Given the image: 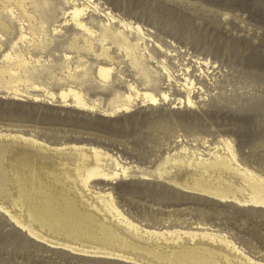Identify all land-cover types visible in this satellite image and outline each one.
Instances as JSON below:
<instances>
[{"label": "bare ground", "instance_id": "bare-ground-1", "mask_svg": "<svg viewBox=\"0 0 264 264\" xmlns=\"http://www.w3.org/2000/svg\"><path fill=\"white\" fill-rule=\"evenodd\" d=\"M60 1L61 6L56 7L53 0H0V51L15 36L0 58V94L18 101L60 99L64 106L90 113L99 111L113 118L132 112L139 104L150 107L173 101L193 108L195 93L204 91L212 81L217 67L209 59L174 43L165 48L156 42L150 29L124 19L99 1ZM68 31L72 32L70 38L62 39L65 51L95 54V75L89 74L86 58L65 53L67 76L59 80V92L54 93L42 75L52 60L34 56L31 49L43 53L50 39L65 37ZM113 47L124 57L121 64L133 70L134 80L119 72L117 65L121 64L113 57ZM153 62L156 66L151 65ZM91 78L98 82L99 90L111 91L110 110L86 91L85 84ZM116 84L124 86L125 91L120 86L117 89ZM173 88L184 93V98L176 97ZM5 143H21L41 154L61 155L46 173L33 166L21 167L23 172L12 176L3 170L6 178L0 174V211L32 239L77 255L132 264H256L241 255L224 234L206 229L143 228L119 210L111 192L90 188L95 180H165L175 176L174 172L185 171L181 182H170L220 201L264 209V174L240 161L237 146L230 138L222 137L205 150L180 145L154 171L122 163L98 147H51L32 137L9 133H0V160ZM64 157L67 162L61 160Z\"/></svg>", "mask_w": 264, "mask_h": 264}, {"label": "rangeland", "instance_id": "rangeland-1", "mask_svg": "<svg viewBox=\"0 0 264 264\" xmlns=\"http://www.w3.org/2000/svg\"><path fill=\"white\" fill-rule=\"evenodd\" d=\"M53 1L56 7L62 4L60 0ZM97 1L124 19L150 29L156 42L165 48L174 43L195 56L209 59L217 67L205 92L195 93V107H182L173 101L150 107L139 104L132 112L112 118L99 111L90 113L64 106L60 99L18 101L0 94V133L32 137L51 147H98L122 163L145 171L156 170L167 154L174 153L180 145L205 150L224 137L235 142L242 163L264 174V0ZM55 15L60 18L58 11ZM71 34L68 31L67 36L54 41L49 38L51 43L43 53L31 49L34 56L52 60L42 75L54 93L59 92V80L67 76L65 53L86 58L89 74L95 75L98 61L95 54L65 51L62 39L67 40ZM14 39L12 36L5 42L0 58L8 50V42ZM112 54L121 64L124 57L116 47ZM75 62L74 59L72 64ZM151 65L156 66L154 62ZM117 67L124 78L135 79L129 67L124 64ZM92 81L91 78L85 84L86 91L110 110L111 91L99 90L98 82ZM116 88L125 91L122 85L116 84ZM174 89L176 97L184 98V93ZM3 145L0 174L5 178L22 173L23 167L34 166L46 173L61 158L53 153L41 154L21 143ZM25 153L28 155L24 156ZM174 174L165 180L154 177H131L115 182L95 180L90 188L111 192L119 210L143 228L214 231L226 235L241 255L256 264H264V209L189 192L170 182H181L185 171ZM0 264L132 263L51 247L32 239L0 211Z\"/></svg>", "mask_w": 264, "mask_h": 264}, {"label": "water", "instance_id": "water-1", "mask_svg": "<svg viewBox=\"0 0 264 264\" xmlns=\"http://www.w3.org/2000/svg\"><path fill=\"white\" fill-rule=\"evenodd\" d=\"M24 161L26 162V161H28V160H24ZM26 233L30 236V234H29L27 231H26ZM60 248H62V247H60ZM84 256H86V255H84ZM88 257H89V256H88Z\"/></svg>", "mask_w": 264, "mask_h": 264}]
</instances>
